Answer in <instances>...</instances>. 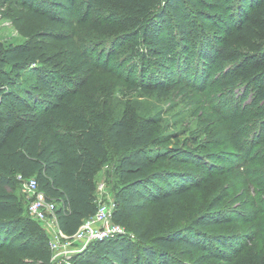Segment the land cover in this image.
Wrapping results in <instances>:
<instances>
[{
    "label": "trees",
    "instance_id": "1",
    "mask_svg": "<svg viewBox=\"0 0 264 264\" xmlns=\"http://www.w3.org/2000/svg\"><path fill=\"white\" fill-rule=\"evenodd\" d=\"M23 2L30 16L54 28L61 48L50 59L29 42L0 47V247H29L42 262L35 264H47L50 252L29 234L30 217L14 193L17 176L36 179L56 203L58 229L73 233L95 211L91 177L109 145L119 179L112 219L124 232L91 240L87 257L73 255L68 264H184L174 246L200 261L226 259V238L206 229L224 220L215 209L219 200L184 226L154 233L135 227V238L126 233L129 217L201 187L202 169L186 167L200 157L194 148L164 143L150 119L116 114L84 91L97 72L147 95L183 91L190 78L203 89L213 65L229 82L223 105L235 106L231 125L240 128L253 110L264 137V0Z\"/></svg>",
    "mask_w": 264,
    "mask_h": 264
},
{
    "label": "rangeland",
    "instance_id": "2",
    "mask_svg": "<svg viewBox=\"0 0 264 264\" xmlns=\"http://www.w3.org/2000/svg\"><path fill=\"white\" fill-rule=\"evenodd\" d=\"M37 5L34 2L33 6ZM26 6L23 0H0V47L29 42L45 51L43 58L50 56L53 59L52 55L61 48L56 38L51 37L54 28L44 20L30 16ZM101 55L104 58V54ZM215 67H209L212 76L208 77L203 89L199 87V79L190 78L183 91L173 89L166 95H147L109 72H97L84 93L96 95L116 114L127 111L150 119L153 134L165 137L164 143L194 148L200 157L198 162H188L186 167L195 171L198 167L202 169L198 174L201 187L179 201L150 207L137 217H129L126 233L135 238V227L143 230L150 226L154 233L184 226L197 214L207 211L215 199L214 204L219 200L215 209L225 217L222 224L206 229L226 238L227 258L200 261L196 253L174 246L171 251L175 257L184 264H264V137L254 125L257 113L253 110L240 128L234 127L235 123L231 125L230 120L237 117L235 106L223 105L229 82L222 80V71ZM213 79L214 84H209ZM61 81L65 83L64 79ZM67 83L74 85V82ZM238 99L234 96V100ZM242 104H239L240 108ZM194 138L196 143L192 142ZM107 150V158L98 162L91 182L94 196L113 206L114 192L119 186L115 173L117 152L109 145ZM21 183L16 185L14 193L26 212L29 195ZM99 183L104 185L102 194L96 191ZM26 215L29 216L27 212ZM30 220L29 234L50 252L47 264H68L76 254L87 257L90 243L79 240L71 242L68 250L52 251L48 240L57 231L55 225L50 218L39 221L30 217ZM29 245H36V242H29ZM16 259L25 264L42 263L32 255L29 247L23 251H18L15 246L0 247V264H18Z\"/></svg>",
    "mask_w": 264,
    "mask_h": 264
},
{
    "label": "built area",
    "instance_id": "3",
    "mask_svg": "<svg viewBox=\"0 0 264 264\" xmlns=\"http://www.w3.org/2000/svg\"><path fill=\"white\" fill-rule=\"evenodd\" d=\"M24 190L29 195L27 203V212L35 220L45 221L50 218L56 227V232L48 240V246L52 251L61 252L68 250V246L73 241H83L85 243L95 239H102L111 234L123 233L124 229L112 219V205L102 201L100 197H95L96 208L92 215L85 218L73 233H63L58 229L55 207L53 199H46L43 192L38 188L37 181L34 177H20ZM104 185L99 183L96 191L102 194ZM70 248V247H69Z\"/></svg>",
    "mask_w": 264,
    "mask_h": 264
}]
</instances>
